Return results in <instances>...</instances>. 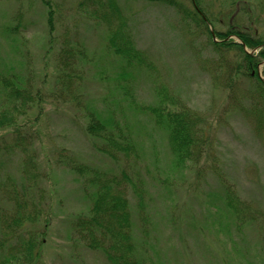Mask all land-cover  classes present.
<instances>
[{"label": "rangeland", "instance_id": "obj_1", "mask_svg": "<svg viewBox=\"0 0 264 264\" xmlns=\"http://www.w3.org/2000/svg\"><path fill=\"white\" fill-rule=\"evenodd\" d=\"M55 2L57 25L50 49L47 12L41 0H0V63L30 74L34 89L43 96L42 107L23 115L22 123L35 138L49 223L45 226L42 220L28 230L39 234L45 230L36 264H109L101 251L89 249L70 230L71 220L87 211L89 201L83 196L82 182L62 165L64 157L59 154L76 155L104 169L119 165L97 150L85 131L83 111L74 102L55 97L58 85L53 69L66 33L75 42L84 41L85 71L75 86L85 92L86 100L106 105L112 88L118 86V59L105 47L106 27L93 15L91 2ZM123 4L136 45L146 52L152 66L133 69L122 84L143 104L158 100L161 87H166L176 99L204 114L210 137L208 156L198 168L182 172L174 167L165 133L154 129L146 116H133L141 112L139 107L137 111L127 104L122 108L130 121L141 123V156L131 161L129 172L143 182L145 209L143 219L141 214L136 216L134 236L147 252L148 264H264V133L259 134L252 118L230 104L226 92L214 84L210 66L215 55L207 49L204 36L193 37L184 30L169 6L144 0H124ZM261 16L259 28L264 33V3ZM6 24L19 25L16 37L6 33ZM141 121L146 122L142 125ZM22 157L3 158L0 182L9 183L10 176L13 184L23 183L19 178ZM122 167H126L123 162ZM221 176L263 221L237 227V218L222 208ZM2 199L0 194V207L7 208ZM131 201L136 209L138 198L131 195ZM4 253L7 248L0 249V257Z\"/></svg>", "mask_w": 264, "mask_h": 264}, {"label": "trees", "instance_id": "obj_2", "mask_svg": "<svg viewBox=\"0 0 264 264\" xmlns=\"http://www.w3.org/2000/svg\"><path fill=\"white\" fill-rule=\"evenodd\" d=\"M87 1L94 5L93 15L106 27L105 47L118 59V86L112 88L111 100L106 105L84 98L85 92L75 84L85 71L87 49L84 41L75 42L66 33L53 69L55 85H58L55 97L74 102L83 111L85 131L94 139L95 147L119 167L104 169L76 155L59 154L64 157L60 159L62 165L82 182L83 196L89 201L87 211L74 216L69 227L89 249L101 251L109 264H148L147 252L134 236L136 216L141 214L143 219L145 209L143 182L129 172L132 162L141 156L138 139L141 123L130 121L122 108L124 104L130 110L139 107L141 112L135 109L133 116H146L154 129L165 133L174 167L182 172L198 168L208 156L207 119L180 97L172 96L166 87H161L158 100L137 103L134 92L122 83L133 69L152 65L146 52L136 45L124 0ZM144 1L173 8L184 30L193 37L206 38L207 49L215 55L210 66L214 84L226 92L230 104L252 118L259 134L264 133V33L259 28L264 0ZM41 2L47 12L48 42L52 49L58 4L55 0ZM18 29L19 25L12 24L4 28L12 38ZM17 71L12 65L0 63L3 98L0 101V177L5 168L4 157L23 155L19 165L23 183L13 184L10 176L9 183L0 182L2 200L8 204L7 208L0 207V249L7 248L0 264H36L45 230L39 234L28 229L42 220L46 226L49 215L45 211V191L40 187L42 174L35 155L34 135L24 126L22 117L35 107L41 108L43 96L39 89H34L30 74L26 76L22 70ZM146 121H141L142 125ZM4 135H9V140ZM122 162L126 167H122ZM218 178L224 185L220 197L222 208L237 218L238 228L263 221L256 209L240 199L234 185L225 183L224 176ZM131 195L138 198L136 209Z\"/></svg>", "mask_w": 264, "mask_h": 264}]
</instances>
